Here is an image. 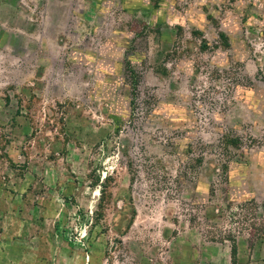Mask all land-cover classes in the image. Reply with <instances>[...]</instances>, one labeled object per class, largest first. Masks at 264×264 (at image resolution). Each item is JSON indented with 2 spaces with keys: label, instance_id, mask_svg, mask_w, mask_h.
Instances as JSON below:
<instances>
[{
  "label": "rangeland",
  "instance_id": "1",
  "mask_svg": "<svg viewBox=\"0 0 264 264\" xmlns=\"http://www.w3.org/2000/svg\"><path fill=\"white\" fill-rule=\"evenodd\" d=\"M0 264H264V0H0Z\"/></svg>",
  "mask_w": 264,
  "mask_h": 264
}]
</instances>
